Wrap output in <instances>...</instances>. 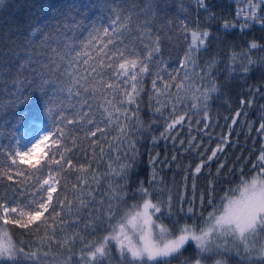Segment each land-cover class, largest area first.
I'll use <instances>...</instances> for the list:
<instances>
[{"label": "snow or ice", "instance_id": "6c2138e0", "mask_svg": "<svg viewBox=\"0 0 264 264\" xmlns=\"http://www.w3.org/2000/svg\"><path fill=\"white\" fill-rule=\"evenodd\" d=\"M236 2L243 5L236 9L241 30L250 29L253 24L264 26V15L260 14L264 12V0ZM195 3L198 11L208 14V20L216 19L206 0H195ZM3 4L4 0H0V5ZM92 7L98 8L101 15L91 18V8L86 5L70 4L60 9L49 5L53 9L52 16L48 17L45 9V23L32 29L33 36L47 29L40 44L34 45L31 38H27L23 44L10 41L6 51L0 49V82H6L15 72L11 81L13 87L17 90L23 87L21 95L25 101L29 96L24 93L32 96L38 93L51 121V126L43 130L39 138L22 143L13 134L10 139L15 143L0 144V181L6 179L13 190L11 197L0 196V221L4 225H18L29 235L39 236L41 230L44 232L38 241L31 242L36 244L35 251H25V247H17L10 239L5 243L0 238V264H22L21 257L28 264H105L106 260L109 264L113 261L115 264H171L172 261L207 264L213 256L229 254L240 258L238 264H264V150L253 163V168L259 169L257 175L250 181L242 178L236 188L228 189L221 197L222 207L215 203L214 185L225 164L218 166L216 177L209 181L207 205L212 210L206 217L203 216V192L199 216L194 197L188 201L187 209L183 206L185 197H180L176 216L191 219V224H180L177 218L169 226L160 219L165 215V201L154 203L151 197L157 191L162 195L163 190L145 187V183L149 186L163 183L156 176L158 156L149 160L153 171L147 181H138L137 187L128 191L132 177L138 175L132 171L136 156L130 153H137L136 136L144 134L139 118L140 93L144 90L145 75L153 74V69L155 78L149 102L155 99L158 105L154 114L171 118L160 137L166 138L165 133L183 126L185 120L191 124L192 116L188 111L177 114L178 108L186 107L184 100L189 95L193 101L191 109L197 110V115L203 111L197 124L203 122L205 128L198 131L207 134L210 115L206 108L212 94L219 92V85L212 78L217 61L213 57L207 62L206 70L197 72L196 69L199 54L210 51L211 25L205 27L198 19L191 21L188 16L176 23L170 18L168 0H99ZM104 13H107V23ZM191 23L196 26L191 28ZM222 27L234 29L236 23L225 20ZM85 33L82 46L93 50L95 55L83 59L86 67L81 74L78 67L81 53L75 51V44ZM129 37L134 39L129 40ZM173 39L187 47L179 66L169 71L170 66L162 61L160 54L165 41ZM260 47L264 45L253 41L244 51L232 52L229 57L232 67L241 68L245 75L252 70L264 75V56L253 59L249 55ZM21 48L22 52L17 51ZM17 57H21L18 62ZM173 86L175 92L171 91ZM251 91L264 99L260 87ZM64 93L69 101L75 99L76 102L66 105L61 98ZM19 99L14 96L13 107ZM252 103V100H241L242 105ZM69 108L76 111L69 115ZM261 111L264 113V105ZM164 113H168V117H164ZM239 115L240 110H237L233 123ZM260 121L257 132L264 133V114ZM111 131H117V137L109 140ZM157 139L153 136L152 142ZM194 139L189 141L190 145ZM105 143L107 148L103 147ZM227 143L229 138L221 137L208 161L201 157L192 170L194 181L208 162L223 153ZM183 144L181 141V147ZM41 146L42 154L31 160L35 149ZM199 147L203 145H197V150ZM96 149L100 150L99 154ZM106 155L109 159L101 173L98 169L105 164ZM122 159L130 162L121 163ZM175 159L173 155L172 160ZM72 176L76 180L69 191L62 181ZM168 191L167 217L171 218L173 196L171 189ZM61 192L65 195L61 196ZM135 198L141 202L125 208L128 199ZM101 231L105 234L97 236ZM0 233L3 237L8 235L3 229ZM189 246L193 251L186 256ZM53 248L57 249L56 253L52 252ZM214 264H227V261L216 260Z\"/></svg>", "mask_w": 264, "mask_h": 264}, {"label": "trees", "instance_id": "16d2710c", "mask_svg": "<svg viewBox=\"0 0 264 264\" xmlns=\"http://www.w3.org/2000/svg\"><path fill=\"white\" fill-rule=\"evenodd\" d=\"M99 0H4V4L0 5V49L7 50L8 43L12 40H17L18 43L23 44L27 38H31L34 45L40 44V41L44 38V32H39L32 35V29L34 27L42 26L46 18L44 16V10L47 9V16L51 17L53 9L49 8V5L55 6V9H60L70 4H74L79 7L88 6L91 8L89 13L91 18H95L101 15L100 10L96 7H92L97 4ZM141 2V0H136ZM210 6L211 12L216 16L215 20H208V14L203 10H199L195 3V0H183V8H181V0H168L171 6L170 18H173L176 23L188 16L191 21L199 20L200 24L207 27L211 25L210 32L213 38V42L210 46V51L205 53L201 52L198 57L197 72L206 70V64L213 57L217 61L216 66L212 72V78L219 85V92L213 93L210 102L207 105L206 110L209 112L210 119L208 121L207 134H202L198 130L204 129L205 124H197V120H200L203 116V111L191 109L192 99L191 96L184 100L186 107L178 108V115H183L188 111L191 116V124L187 120L184 121L183 126L165 133L166 138H161V132H165L168 119L161 118L159 113L154 114L155 107L158 105L155 99L149 102V94L152 89V80L155 78L154 69L153 74L145 75L143 91L140 93V112L139 118L144 125V134H137V153H130V155L136 156V164L132 169L133 172L138 173L132 177L131 188L128 189L131 192L132 189L137 187V182L140 180L147 181L148 177L152 174V165L149 163L151 157H157L155 161L157 180H162L163 183H158L153 186H149L145 183V187H154L158 190H163V194L157 191V194L151 197L154 203L160 200L165 201L163 205L165 215L160 219L166 225L171 226V221L179 219V223L185 222L191 224L192 220L184 217L183 215L177 217L176 209L180 207V197L184 196L185 200L183 206L185 209L189 206L188 201L194 197V207L197 209V215L200 214V195L203 192L205 194V206L203 208V216L206 217L208 212L212 210L207 205V192L209 181L213 180L217 175V168L221 163L225 164L223 170L219 173L220 179L215 182V203L222 207L220 204L221 197L225 195V192L230 188H236L241 179L250 181L255 177L259 171L258 168H253V163L260 156L262 145H264V133H258L257 129L260 125V116L264 113L261 111V106L264 105V99L260 95H254L253 91L257 87H260L264 92V75L261 71L252 70L247 75L242 74L241 68H233L229 59L232 52L244 51L250 42L255 41L259 45H264V26L259 24L251 25L250 29L241 30L239 26V20L236 19V9L243 7L242 4L236 2V0H206ZM247 0H245V3ZM264 15V12L260 13ZM104 22L107 23V13H104ZM227 20L230 23L235 22L236 28L223 29L222 25ZM39 22V23H38ZM53 25L55 21L51 22ZM196 25L190 24L191 28ZM135 28V24L132 26ZM87 33L84 36L78 37L75 44V51L81 53V59L78 64L81 74L85 70L83 59L88 56H94L95 52L82 46ZM134 37H129V40ZM190 39V37H189ZM127 44L128 41H125ZM55 47V45H53ZM123 47V46H120ZM162 52L160 57L163 62H166L170 67L169 71L175 69L180 64V59L184 56V49L186 44H181L177 40H166L161 46ZM17 51L22 52L21 49ZM52 55V53H48ZM249 55L253 59H258L264 56V47L252 50ZM21 57H17V62ZM118 63V62H117ZM237 64L241 63L238 59ZM18 66V65H17ZM27 74V73H25ZM15 77V72L12 76L6 78V82H0V144L7 145L10 142L15 143V140L10 138L15 134L17 139H21L22 143L26 139V136L33 132L37 127H44L47 129L51 126L49 116L45 111V107L40 103V97L37 93L36 96H32L31 93H24L29 96L27 101L21 95L23 87L19 90L13 87L12 79ZM167 79V77H166ZM178 82V81H177ZM251 89V90H250ZM203 90V89H201ZM175 92L176 89L173 86L171 89ZM14 96H19L20 99L15 101L16 106L13 107ZM66 105L75 103V99L69 101L67 99V93H64L61 97ZM125 99V97H121ZM164 99V98H162ZM241 100H252L251 105L241 104ZM135 108L136 105H132ZM169 106V110H170ZM202 107V106H201ZM240 110V115L236 122L233 123L232 117ZM75 108H69L68 114L71 115ZM164 117H168V113H164ZM229 125L232 127L230 128ZM191 128V134L189 130ZM82 135V134H81ZM158 137L155 143L152 142V137ZM117 137V131H111L108 139L112 140ZM221 137H228L229 143L224 145L223 153H219L213 161L208 162L201 172L196 175L195 181L193 180L192 170L196 165L200 163L201 157L204 161H208V156L211 155L212 149L216 148L220 143ZM175 138V140H174ZM194 139V142L189 144V141ZM181 141L184 142L181 147ZM85 146H88V142H84ZM203 145L197 150V145ZM103 147L107 148L108 144L105 143ZM186 149H188L186 151ZM99 149H96L99 154ZM173 155L176 156L175 161L172 160ZM2 159V158H0ZM109 157L104 156L105 164L100 165L98 171L103 173L106 169V164ZM83 162V161H81ZM121 163H129V160L122 159ZM78 166V165H77ZM118 166V165H114ZM26 167V166H25ZM93 167H96L94 164ZM231 169V171H230ZM76 177L72 176L66 180L65 187L70 191L71 185L75 183ZM193 184H195V190H193ZM0 196L8 197L13 195L12 186L6 179L0 181ZM169 189L173 196V216L167 217V197L169 195ZM31 191V189H29ZM19 196V193H15ZM230 195L233 193H229ZM65 195L61 192V196ZM72 197L69 195L68 197ZM141 202L139 198L128 199L125 208L128 205ZM155 218V217H154ZM203 217H201L202 222ZM160 222V221H158ZM51 223V221H49ZM83 227V225H81ZM43 228V226H42ZM0 229H4L10 236L13 244L17 247H25V251H35L36 244L32 241H38L40 236L44 235L43 230L40 231L39 236L29 235L24 229H21L18 225H4L0 221ZM35 229L32 232L35 233ZM103 231L97 233V236H103ZM94 237H89L93 239ZM28 242V243H21ZM223 243V241H219ZM76 249H79V244L76 245ZM193 247L189 246L185 255L192 253ZM53 253L57 252V249H52ZM240 258L234 254L221 256H213L207 264H214L216 260H226L227 264H238ZM22 264H28L27 261L21 257ZM105 264H109L106 260ZM115 264V261L112 262ZM171 264H176V261H172Z\"/></svg>", "mask_w": 264, "mask_h": 264}, {"label": "rangeland", "instance_id": "374dc122", "mask_svg": "<svg viewBox=\"0 0 264 264\" xmlns=\"http://www.w3.org/2000/svg\"><path fill=\"white\" fill-rule=\"evenodd\" d=\"M43 130H45V128L44 127H37L33 132H31V133H29L27 136H26V139L24 140V142L23 143H26V142H28L29 140H34V139H36V138H39V135H40V133L43 131ZM43 146H41V147H39V148H37V149H35V151H34V154L30 157V159L31 160H35V159H37L41 154H42V152H43ZM3 231H5L4 229H3ZM6 232V231H5ZM8 234V233H7ZM0 238H2L3 239V241L5 242V243H7V241L10 239V236H9V234L6 236V237H3L2 236V233H0ZM11 240V239H10ZM12 242V241H11Z\"/></svg>", "mask_w": 264, "mask_h": 264}]
</instances>
